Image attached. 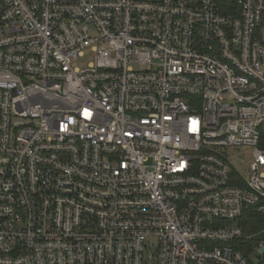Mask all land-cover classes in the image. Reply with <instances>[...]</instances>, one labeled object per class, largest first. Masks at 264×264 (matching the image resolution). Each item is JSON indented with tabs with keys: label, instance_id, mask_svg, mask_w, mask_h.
Instances as JSON below:
<instances>
[{
	"label": "built area",
	"instance_id": "built-area-1",
	"mask_svg": "<svg viewBox=\"0 0 264 264\" xmlns=\"http://www.w3.org/2000/svg\"><path fill=\"white\" fill-rule=\"evenodd\" d=\"M263 126L264 0H0V264H264Z\"/></svg>",
	"mask_w": 264,
	"mask_h": 264
},
{
	"label": "trees",
	"instance_id": "trees-1",
	"mask_svg": "<svg viewBox=\"0 0 264 264\" xmlns=\"http://www.w3.org/2000/svg\"><path fill=\"white\" fill-rule=\"evenodd\" d=\"M260 146L264 148V126L262 128V138H261ZM242 223L244 225L245 231L257 232L264 227V216L255 211H250L249 213H247ZM241 249L247 252L245 248L241 247Z\"/></svg>",
	"mask_w": 264,
	"mask_h": 264
},
{
	"label": "rangeland",
	"instance_id": "rangeland-1",
	"mask_svg": "<svg viewBox=\"0 0 264 264\" xmlns=\"http://www.w3.org/2000/svg\"><path fill=\"white\" fill-rule=\"evenodd\" d=\"M93 59V55L90 54V53H87L84 57H82L77 63L76 65L79 66V67H85L88 65V63ZM248 152V151H247ZM243 165L244 167L247 168L251 158L250 157H247V158H243ZM242 163V162H241ZM264 216V214H261Z\"/></svg>",
	"mask_w": 264,
	"mask_h": 264
}]
</instances>
